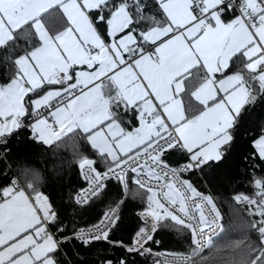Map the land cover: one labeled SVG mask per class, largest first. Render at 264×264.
<instances>
[{
    "label": "snow or ice",
    "instance_id": "snow-or-ice-1",
    "mask_svg": "<svg viewBox=\"0 0 264 264\" xmlns=\"http://www.w3.org/2000/svg\"><path fill=\"white\" fill-rule=\"evenodd\" d=\"M0 63V151L10 154L20 129L53 152L65 138L82 141L88 151L73 163L84 186L68 207L73 220L104 207L87 227L66 225L39 174L18 166L29 191L14 176L0 186V264H80L99 244L159 255L150 242L164 230L190 244L163 264H264V127L252 192L231 197L254 240L221 245L216 199L189 179L228 163L264 102V0H0ZM115 186L122 195L112 199ZM131 200L144 207L129 245L116 235Z\"/></svg>",
    "mask_w": 264,
    "mask_h": 264
},
{
    "label": "trees",
    "instance_id": "trees-1",
    "mask_svg": "<svg viewBox=\"0 0 264 264\" xmlns=\"http://www.w3.org/2000/svg\"><path fill=\"white\" fill-rule=\"evenodd\" d=\"M149 3H152V0H149ZM51 23L55 25L58 20L54 17ZM6 80L5 66L0 63V83H4ZM262 127H264V102L258 104L248 114L243 135L238 138L236 148L231 153L228 163L223 167L210 170L207 175L202 176V180L215 196L217 205L224 216L223 226L225 232L215 238L221 245L241 241L246 235L249 239H255L254 234L246 227V221L249 217L246 212L239 210L241 206L235 205L231 197L235 192H252V188L248 186L252 171L250 159L254 158L255 152L253 140L259 137ZM30 136V130L17 131L8 140L7 147L11 150L10 154L5 155L0 151L4 155V159L0 157V161H2L0 170L8 173V176H0V186H6L10 183L9 176L19 178L22 185L25 186V178L18 171V166L27 165L29 169L35 170L39 174L41 179L39 183L40 191L48 195L55 204L64 206V223L66 225L71 226L72 223H75L77 227H87L95 223L98 220V213L104 210L103 206L97 208L94 212L83 215V218L77 215L74 220L73 211L68 207L70 196L84 186L79 178L76 165L73 163L74 152H86L88 146L80 141L74 147L73 142L65 138L64 146L53 152L47 146L34 143ZM53 148H55V145H53ZM256 162L258 165L257 175H264L260 171L264 169V163L259 160ZM193 181L198 184L200 190L204 191L200 180L193 178ZM121 195L120 188L115 186L112 199ZM126 204L127 206L122 213L124 223L120 232L117 233L116 239L123 240L125 244H130L141 223L137 213L142 210L144 205L139 200L126 201ZM155 239L159 240V243L150 242L152 250L167 253H186L189 250L190 238L187 235L181 236L174 231L164 230L158 233ZM242 247L243 245H241ZM231 251V249H225V253ZM235 252H240V248H236ZM105 257L111 258L114 264L125 257L128 259L129 264H157L152 262L148 256L130 255L122 249L109 247L106 244H99L91 251H82L77 260L80 261V264H99V261ZM159 264L163 263L159 262Z\"/></svg>",
    "mask_w": 264,
    "mask_h": 264
},
{
    "label": "built area",
    "instance_id": "built-area-1",
    "mask_svg": "<svg viewBox=\"0 0 264 264\" xmlns=\"http://www.w3.org/2000/svg\"><path fill=\"white\" fill-rule=\"evenodd\" d=\"M26 120H27V118H25ZM21 130H26V129H20V130H18V131H21ZM27 130H30V129H27ZM0 157L2 158V159H4V155L0 152ZM193 178H195V179H198V180H200V182H201V187L204 189V191H202V190H200V191H202V192H204V193H206V194H208V193H211L210 192V190L208 189V187H207V185H206V183L202 180V176H200V177H197V176H192V177H189V179H191L192 180V182L194 183V181H193ZM19 183H20V186L21 187H25L24 185H22V183L20 182V180H19ZM194 184H196V183H194ZM200 184V183H199ZM197 185V187H199L198 186V184H196ZM27 188L25 187V190H26ZM212 194V193H211ZM215 197V196H214ZM221 211V210H220ZM140 212V211H139ZM138 212V213H139ZM138 213H137V215H138ZM221 214H222V212H221ZM222 216H223V214H222ZM138 217H139V215H138ZM140 219V218H139ZM223 219H224V216H223ZM221 223L223 224V220L221 221ZM133 241V240H132ZM132 241H131V243H132ZM130 243V244H131ZM129 244V245H130ZM153 253H157V254H159V255H153V256H148L149 258H150V260L152 261V262H154V263H157V262H160V263H163L164 261H166V260H171V254H173V253H167V252H164V251H159V250H153Z\"/></svg>",
    "mask_w": 264,
    "mask_h": 264
},
{
    "label": "crops",
    "instance_id": "crops-1",
    "mask_svg": "<svg viewBox=\"0 0 264 264\" xmlns=\"http://www.w3.org/2000/svg\"><path fill=\"white\" fill-rule=\"evenodd\" d=\"M225 20H230L231 18H232V15H231V13L229 12V13H227L226 15H225ZM254 146V145H253ZM26 192H28L29 190L28 189H26L25 190Z\"/></svg>",
    "mask_w": 264,
    "mask_h": 264
}]
</instances>
